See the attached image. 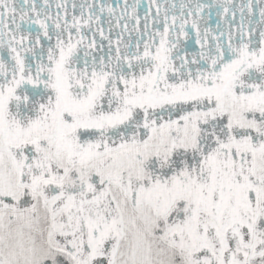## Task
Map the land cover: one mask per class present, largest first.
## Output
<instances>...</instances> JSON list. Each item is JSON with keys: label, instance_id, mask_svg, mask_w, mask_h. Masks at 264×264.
Masks as SVG:
<instances>
[{"label": "snow or ice", "instance_id": "obj_1", "mask_svg": "<svg viewBox=\"0 0 264 264\" xmlns=\"http://www.w3.org/2000/svg\"><path fill=\"white\" fill-rule=\"evenodd\" d=\"M0 264H264V0H0Z\"/></svg>", "mask_w": 264, "mask_h": 264}]
</instances>
